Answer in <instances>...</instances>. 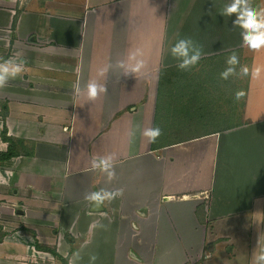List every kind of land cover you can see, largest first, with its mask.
<instances>
[{
    "label": "crops",
    "instance_id": "obj_1",
    "mask_svg": "<svg viewBox=\"0 0 264 264\" xmlns=\"http://www.w3.org/2000/svg\"><path fill=\"white\" fill-rule=\"evenodd\" d=\"M233 3L0 0V64L25 68L0 88V264H264V47Z\"/></svg>",
    "mask_w": 264,
    "mask_h": 264
},
{
    "label": "clouds",
    "instance_id": "obj_2",
    "mask_svg": "<svg viewBox=\"0 0 264 264\" xmlns=\"http://www.w3.org/2000/svg\"><path fill=\"white\" fill-rule=\"evenodd\" d=\"M243 6V7H242ZM228 14L233 12L239 13L237 20L233 21V24H240L242 28L245 29L243 33V46L248 47L252 50H258L261 47H264V7L254 8L250 7L248 4V0H234V3L228 7ZM193 41L191 38L180 39L179 43L174 45L171 49L173 55L176 53H180L185 57V60L182 64L178 65V68L181 70H187L189 66L195 65L200 60V50L195 49V54L189 56L190 46H192ZM142 54V53H141ZM137 53H132L130 55V59H136ZM227 63L230 65H238L239 57L236 53L231 54ZM144 66L143 60H138L131 68L132 72H139L140 69ZM25 71L24 61L18 64H10L9 61H5L3 64H0V88H4L8 85V81L10 79H15L18 74L23 73ZM235 71L234 68H228L221 75L224 79H227L229 73H233ZM242 71L245 75L249 74L250 69L247 65L242 66ZM258 69H253V75L258 74ZM107 92V88L103 85H99L96 82L90 81L87 85V95L89 99H96V97L101 93ZM245 91L243 89L237 91L235 93V99L239 100L244 97ZM162 134V130L159 127L148 128L144 130V135L150 138L152 141H155L157 137ZM93 167H100L102 170L107 171L111 164L109 159L100 158L99 163H93ZM112 175V173H110ZM111 193L107 194V198H111ZM105 195H102L100 192L92 193L91 199L96 201L97 203H103ZM98 257L93 254L91 259L95 261ZM210 259V257H208ZM264 261V254H261L258 258Z\"/></svg>",
    "mask_w": 264,
    "mask_h": 264
},
{
    "label": "rangeland",
    "instance_id": "obj_3",
    "mask_svg": "<svg viewBox=\"0 0 264 264\" xmlns=\"http://www.w3.org/2000/svg\"><path fill=\"white\" fill-rule=\"evenodd\" d=\"M258 1L259 0H255V2H257V3H258ZM9 47L10 46H8L6 48L0 47V61L5 60L9 56V54H10ZM182 104H183V101L182 100H178V104H177L178 105V108L181 107ZM196 107L197 106L194 104L192 106V108H190V111L191 112H194V110H191V109H195ZM201 110H202L203 113H206V110L205 109H201ZM3 111H4V109L2 108L1 109V113H3ZM182 115H185V119H186L187 115H186V111L185 110L183 112H182V110L179 112V118L177 117V119L175 120L176 123H178V124L183 123L182 122ZM204 115H206V114H204ZM210 116H212V115H210ZM193 118H194V120L196 119V117H193ZM212 120H213V124H211V126L213 125V127H215V126H218L219 125V124H215L214 118H212ZM198 129H199L198 127H195V128L190 129V130H198ZM15 229L16 228L13 227L12 225H7V227L1 226L0 227V234H2V235H4V234H10V233H13L15 231Z\"/></svg>",
    "mask_w": 264,
    "mask_h": 264
},
{
    "label": "trees",
    "instance_id": "obj_4",
    "mask_svg": "<svg viewBox=\"0 0 264 264\" xmlns=\"http://www.w3.org/2000/svg\"><path fill=\"white\" fill-rule=\"evenodd\" d=\"M16 22H17V17L15 16V18H14V20H13V24H12L13 29H15ZM6 112H7V107H5V113H6Z\"/></svg>",
    "mask_w": 264,
    "mask_h": 264
}]
</instances>
